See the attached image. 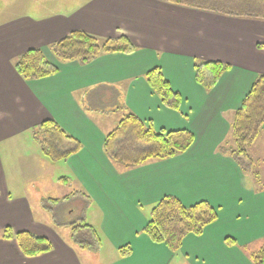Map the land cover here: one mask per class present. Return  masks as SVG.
I'll list each match as a JSON object with an SVG mask.
<instances>
[{"label": "crops", "instance_id": "1", "mask_svg": "<svg viewBox=\"0 0 264 264\" xmlns=\"http://www.w3.org/2000/svg\"><path fill=\"white\" fill-rule=\"evenodd\" d=\"M64 2L70 7L63 12L0 22V144L9 146L26 134L42 155L31 129L49 119L78 140L76 153L51 163L62 162L77 183L90 215L88 224L100 237L94 249L108 250L110 258L94 263L87 256L82 259L77 250L87 248L35 219L28 197L20 191L10 194L0 154V232L9 226L13 233L42 236L52 246L49 252L27 257L15 239L0 237V264H251L243 251L264 239V155L257 162L261 177L255 178L219 148L230 139L234 112L255 77L264 74V20L161 0L59 3ZM73 31L109 39L124 36L135 51L104 53L86 64L57 60L50 46ZM33 48L42 50L57 73L28 81L18 75L13 61ZM199 60L229 65L211 90L195 80ZM155 67L179 94V109L164 106L148 85L145 75ZM95 112L120 119L131 112L155 131L186 129L194 139L174 157L125 168L104 153L110 131L97 125ZM32 156V163L38 158L47 163L38 152ZM12 182L18 186L15 178ZM167 195L186 207L207 201L217 215L200 235H186L177 252L143 232L152 205ZM122 249H127L125 255Z\"/></svg>", "mask_w": 264, "mask_h": 264}, {"label": "trees", "instance_id": "2", "mask_svg": "<svg viewBox=\"0 0 264 264\" xmlns=\"http://www.w3.org/2000/svg\"><path fill=\"white\" fill-rule=\"evenodd\" d=\"M187 8L217 13L231 17L264 20V0H161ZM59 61H77L86 64L104 53H131L135 47L124 36L118 39L100 38L84 31H73L50 46ZM18 75L28 81L48 77L58 68L50 63L39 48L26 50L14 61ZM229 65L219 61L199 60L194 64L196 82L205 90H211ZM146 80L162 104L170 109L180 107V96L173 91L159 67L149 70ZM264 125V74L255 77L241 105L235 110L231 122V137L220 146V152L229 153L243 171L254 172L255 162L248 154L249 147L256 141ZM42 155L50 162L65 160L76 153L81 145L55 120L40 122L31 129ZM193 134L186 130L155 131L131 112L125 113L114 129L106 134L103 150L114 163L130 168L149 159H168L185 152L193 142ZM73 195V194H72ZM75 195V194H74ZM82 195V194H81ZM71 198V197H70ZM49 198V203L68 200ZM217 218L215 209L207 201H199L186 207L178 198L167 195L152 205L143 232L148 238L164 244L177 252L183 238L188 234L200 235L207 225ZM72 241L87 249L97 248L100 237L87 223H71ZM0 237L15 239L22 253L32 257L49 252L51 243L44 237L27 231L13 233L7 226ZM129 249V247H127ZM127 249H122L125 255ZM253 264H264V245L249 254Z\"/></svg>", "mask_w": 264, "mask_h": 264}, {"label": "rangeland", "instance_id": "3", "mask_svg": "<svg viewBox=\"0 0 264 264\" xmlns=\"http://www.w3.org/2000/svg\"><path fill=\"white\" fill-rule=\"evenodd\" d=\"M59 2H62V0H0V22L17 16L47 15L69 9L68 4ZM92 116L99 127L109 129L106 131H111L120 120L119 115H113V113H104L103 115L95 112ZM10 142L9 146L4 145L5 143L0 144L2 166L6 172L10 194L14 196L21 192V195L28 197L35 219L39 218L47 221L58 230L60 235L71 239V223L90 224L91 221L89 212L85 211L87 209H85L84 198L79 194L80 189L77 183L71 178L72 176L64 165H61L62 162L51 163L44 159L47 163H43V160L39 158L37 163L31 162L34 153L38 152L39 156L41 155L31 136L21 134ZM6 148H9L8 151H5ZM248 154L256 162L252 170L259 172L258 177H261L258 169L264 155V133L248 149ZM41 156L40 158H42ZM64 177L67 180L63 181L62 178ZM12 178H15L18 186H15L16 184L12 182ZM66 195H69V199L64 202L49 203L48 201L49 198H62ZM262 245H264V239L254 243L250 247V251L253 252ZM82 250L78 249L77 253L82 259L85 256L91 258L93 263L102 258H110L108 250L105 249H99L98 252L96 249L91 248ZM250 251H248L249 253L243 251V253L249 262L253 264L249 256Z\"/></svg>", "mask_w": 264, "mask_h": 264}]
</instances>
